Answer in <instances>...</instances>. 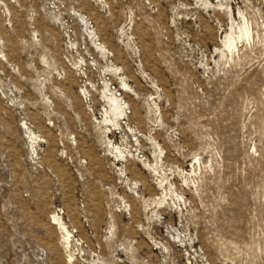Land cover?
Wrapping results in <instances>:
<instances>
[{"label": "rangeland", "instance_id": "374dc122", "mask_svg": "<svg viewBox=\"0 0 264 264\" xmlns=\"http://www.w3.org/2000/svg\"><path fill=\"white\" fill-rule=\"evenodd\" d=\"M0 264H264V0H0Z\"/></svg>", "mask_w": 264, "mask_h": 264}, {"label": "bare ground", "instance_id": "6f19581e", "mask_svg": "<svg viewBox=\"0 0 264 264\" xmlns=\"http://www.w3.org/2000/svg\"><path fill=\"white\" fill-rule=\"evenodd\" d=\"M83 20L85 21V23H87V20L84 18L83 16ZM90 28V27H89ZM90 34L93 36L95 34L94 30H91L90 31ZM243 35H247L248 37L250 36V30L245 27L244 29L242 28L241 29V33L240 35L238 36L239 39L244 37ZM95 45V44H94ZM237 45V40H236V37L233 35V34H229L226 36V40H225V46L228 48V49H232V48H235ZM96 46V45H95ZM99 49H101L103 52H106V46L105 45H100L98 46ZM97 48V47H96ZM117 69V68H116ZM124 86H127V83L126 82H123ZM104 89L107 90L109 93H111V96H108L107 98V103H108V109L106 110V115L103 119L104 122H107V123H110L112 122L113 124H116L118 125V122H119V118L123 115V112L125 111L124 110V105L121 104V101L122 99H120L119 97H117L115 94H112V93H116V92H112L111 91V88L109 86V83L108 81H105L104 82ZM117 94V93H116ZM118 95V94H117ZM118 96H121V95H118ZM127 112V111H126ZM112 146L114 147V149L116 150V152H118L119 154L123 155L125 153L124 149L121 148V146L119 145H116V144H112ZM147 166L149 168H152L155 170V168L147 163ZM165 180H168L166 176H163L162 177V180L159 181L160 182V185L162 187L163 183ZM167 182V181H166ZM172 191V190H171ZM175 192V190H174ZM166 199V198H165ZM163 202V201H161ZM161 202H159L161 204ZM56 218V217H55ZM63 224V223H62ZM66 228V227H65ZM66 230V229H65ZM67 234H69V231L66 230ZM70 235V234H69ZM68 238V236H67Z\"/></svg>", "mask_w": 264, "mask_h": 264}, {"label": "built area", "instance_id": "2783aa9c", "mask_svg": "<svg viewBox=\"0 0 264 264\" xmlns=\"http://www.w3.org/2000/svg\"><path fill=\"white\" fill-rule=\"evenodd\" d=\"M86 19H87V21H88V24H89V26H92V22H90V18H87V17H85ZM109 85H110V88H111V91L112 92H116L118 95H121V92H119V90L117 89V87L115 86V85H112L111 86V84L109 83ZM128 108H126V110H127Z\"/></svg>", "mask_w": 264, "mask_h": 264}]
</instances>
